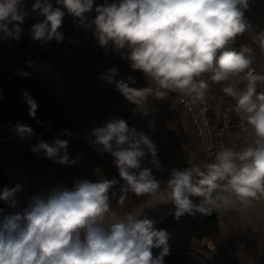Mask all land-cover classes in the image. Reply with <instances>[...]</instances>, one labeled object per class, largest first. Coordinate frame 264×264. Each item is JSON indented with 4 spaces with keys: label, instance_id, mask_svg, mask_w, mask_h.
<instances>
[{
    "label": "clouds",
    "instance_id": "9594fccd",
    "mask_svg": "<svg viewBox=\"0 0 264 264\" xmlns=\"http://www.w3.org/2000/svg\"><path fill=\"white\" fill-rule=\"evenodd\" d=\"M34 0L31 11H39L43 20L31 27L33 41L47 43L63 40L60 31L65 15L85 27L94 26V35L102 48L127 49L133 70H140L155 87L134 88L133 77L116 80L118 70L107 69L100 78L114 84L126 100L144 107L148 97L165 98L177 93L191 105L206 103L212 83L223 84V92L235 100V112L245 131L254 139L243 147H225L211 153L202 164L184 169L173 168L166 187L161 189L150 168H142L146 155L160 170L157 148L143 132L130 128L122 118L113 117L90 135L98 151L114 157L119 177L118 206L123 209L128 193L167 199L175 206V218L187 214L210 215L213 211L234 207H252L264 199V74L252 67L254 50L231 47L237 36L251 27L244 10L248 0H118L95 6L94 0ZM30 12L25 0H0V34L19 40L20 25ZM264 50V32L258 34ZM27 76L28 73L19 72ZM205 74H210L204 79ZM243 84V87L239 85ZM30 117L38 105L25 91ZM205 111V109H201ZM12 130L21 139L34 135L31 127L17 123ZM65 135H71L68 130ZM69 141L41 140L31 151L60 164H72ZM116 179L92 182L77 180L71 188L56 184L46 195L36 194L19 212L0 220V264H163L169 251V234L157 229L155 221L141 213H117L111 208ZM17 184L0 191V200L16 208ZM111 191V195H110ZM192 197H198L194 203ZM3 209H0V213ZM161 249L154 256L152 250Z\"/></svg>",
    "mask_w": 264,
    "mask_h": 264
},
{
    "label": "crops",
    "instance_id": "0c3cea01",
    "mask_svg": "<svg viewBox=\"0 0 264 264\" xmlns=\"http://www.w3.org/2000/svg\"><path fill=\"white\" fill-rule=\"evenodd\" d=\"M104 3L105 0H94L93 11L86 14L89 21L96 15L95 6ZM248 4L244 15L251 27L237 36L231 47L237 50L241 46L253 48L254 61L264 74V50L258 38V34L264 32V0H248ZM60 31L63 33L61 42L55 39L47 43L36 41L31 47L30 59L21 56L0 71V191L17 184L22 188L15 197L16 208L0 200V209H3L0 220L5 215L21 211L32 196L46 195L58 183L71 188L77 180L96 182L109 179L103 166L112 179L118 181L113 189L117 195L111 198L112 210L117 213L134 211L141 213V218L146 216L154 220L158 230L164 229L169 234V251L192 245L208 257L211 264L220 257L224 264H264V199L252 207L237 204L215 211L216 216L210 221L201 214H185L176 219L175 206L170 201L165 202L166 196L153 199L129 192L124 208L118 206L119 188L124 182L119 177L114 157L98 151L92 143L94 137L90 135L94 128L102 127L113 117L124 119L130 128L145 133L154 142L160 170L150 162V155L145 156L141 167L151 169L153 176L161 182L162 190L173 168L182 170L191 164H202L209 158L197 143L184 113L177 112L186 136H180L171 122L169 113L174 111L169 104L175 99L172 93L165 98L150 96L144 107H137L126 100L114 84L100 78L107 69L115 67L118 70L116 80L128 82L131 76L135 83H130V87H155L143 72L130 67L131 62L124 58L127 49L116 51L109 44L105 50L94 35V26H82L72 16L63 18ZM21 71L28 75L18 74ZM209 75L205 74L203 78L208 79ZM209 84L206 102L213 115L234 107L235 100L223 92L222 83L209 80ZM239 87L242 88L243 84ZM25 91L38 105L34 118L30 117L24 101ZM258 91H264V85H259ZM212 95H216L215 101L211 100ZM115 106H119L118 109L106 115ZM17 123L31 127L34 135L21 139L12 130ZM65 130L71 135H65ZM248 135V143H251L254 137L250 128ZM55 139L69 141V159L75 163L60 164L43 153L31 151V146L41 140L52 143ZM192 199L199 203L198 197ZM199 248L205 249L213 259Z\"/></svg>",
    "mask_w": 264,
    "mask_h": 264
},
{
    "label": "built area",
    "instance_id": "2783aa9c",
    "mask_svg": "<svg viewBox=\"0 0 264 264\" xmlns=\"http://www.w3.org/2000/svg\"><path fill=\"white\" fill-rule=\"evenodd\" d=\"M252 67L259 74L257 62L254 61ZM172 94L175 99L170 102L169 108L187 116L197 143L204 149L209 159L210 154L218 151L221 146L239 148L249 142L248 130L245 131V126L236 114L235 105L213 115L207 102L191 105L190 102L185 103L181 95ZM211 100L215 101L216 95H212ZM201 109L205 111L202 112Z\"/></svg>",
    "mask_w": 264,
    "mask_h": 264
},
{
    "label": "trees",
    "instance_id": "16d2710c",
    "mask_svg": "<svg viewBox=\"0 0 264 264\" xmlns=\"http://www.w3.org/2000/svg\"><path fill=\"white\" fill-rule=\"evenodd\" d=\"M53 4V7H61L62 5H57L56 0H50ZM69 15H65L67 17ZM64 17V18H65ZM43 20V17L39 14V11H35V13L30 17L29 20L24 21L20 27L22 28V34L20 39L17 41L15 39L7 38L3 39L0 43V71L3 70L6 66L20 58L21 56H25L27 58H31V47L34 45L32 36H31V27L33 24L40 22ZM119 106H115L114 108L110 109L106 115L115 112ZM169 118L173 125L175 126L177 132L180 136H186L185 129L182 125L181 118L177 112L169 113ZM82 138H84L82 136ZM85 139V138H84ZM86 141V139H85ZM103 171L107 175L109 179H112L110 173L103 167Z\"/></svg>",
    "mask_w": 264,
    "mask_h": 264
},
{
    "label": "water",
    "instance_id": "95a60500",
    "mask_svg": "<svg viewBox=\"0 0 264 264\" xmlns=\"http://www.w3.org/2000/svg\"><path fill=\"white\" fill-rule=\"evenodd\" d=\"M204 216V215H203ZM216 212L213 211L210 215L204 216L206 220H213ZM154 256L160 254L161 251H152ZM163 264H211L209 260L203 256L192 245L186 248H177L168 251V254L163 257Z\"/></svg>",
    "mask_w": 264,
    "mask_h": 264
},
{
    "label": "rangeland",
    "instance_id": "374dc122",
    "mask_svg": "<svg viewBox=\"0 0 264 264\" xmlns=\"http://www.w3.org/2000/svg\"><path fill=\"white\" fill-rule=\"evenodd\" d=\"M34 3V0H25V5H26V10L30 12L29 15L25 16L24 18V21H27L30 19V17L35 13V11H31V7H32V4ZM23 21V22H24ZM3 34H0V43L1 41H3ZM259 68V67H258ZM259 74H262V71L261 69H259ZM194 247V246H193ZM199 250H202L206 256H209V258L213 259L212 255L210 253H208L205 249H201L199 248ZM218 253V252H217ZM203 255V254H202ZM208 258V257H207ZM215 260V259H214ZM219 262V263H218ZM214 264H224L223 263V260H222V257H220V259H216L215 263Z\"/></svg>",
    "mask_w": 264,
    "mask_h": 264
}]
</instances>
